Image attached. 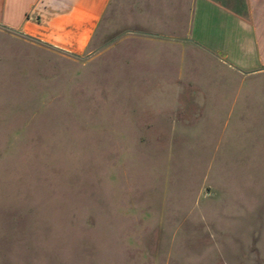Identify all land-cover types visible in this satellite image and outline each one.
Listing matches in <instances>:
<instances>
[{"label": "rangeland", "instance_id": "rangeland-1", "mask_svg": "<svg viewBox=\"0 0 264 264\" xmlns=\"http://www.w3.org/2000/svg\"><path fill=\"white\" fill-rule=\"evenodd\" d=\"M102 22L80 56L0 26V264H264V80L180 106Z\"/></svg>", "mask_w": 264, "mask_h": 264}, {"label": "crops", "instance_id": "crops-1", "mask_svg": "<svg viewBox=\"0 0 264 264\" xmlns=\"http://www.w3.org/2000/svg\"><path fill=\"white\" fill-rule=\"evenodd\" d=\"M112 12H131L134 26L117 39V52L121 41L140 55L148 50L144 72L170 81L158 85L171 89L161 96L180 106L192 95L222 106L264 80V0H0V26L80 56L107 49L102 21Z\"/></svg>", "mask_w": 264, "mask_h": 264}]
</instances>
